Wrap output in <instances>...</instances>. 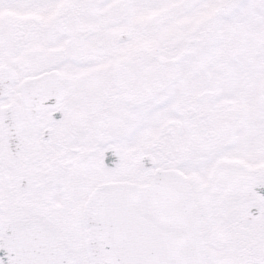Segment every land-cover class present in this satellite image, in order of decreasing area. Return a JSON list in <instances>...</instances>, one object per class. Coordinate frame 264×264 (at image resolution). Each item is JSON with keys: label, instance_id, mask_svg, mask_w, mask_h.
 I'll return each instance as SVG.
<instances>
[{"label": "flooded vegetation", "instance_id": "flooded-vegetation-1", "mask_svg": "<svg viewBox=\"0 0 264 264\" xmlns=\"http://www.w3.org/2000/svg\"><path fill=\"white\" fill-rule=\"evenodd\" d=\"M11 4L14 3L0 2L1 9L4 8L0 13V66H10L16 74L0 79V84L10 81L0 107V236L7 222L19 223L38 218L60 231L67 250L77 257V264H83L79 242L81 207L96 181L118 178L134 181L135 138L131 130L127 128L120 132L119 127L132 124L136 113L138 117H145L150 102L151 77L148 72L135 73L127 62L119 64L117 57H111L110 61L114 64L106 68H90L86 72L72 73L69 77L61 72L62 64H55L49 57L46 63H40V51L37 43L33 42L26 47V57L22 48L21 20L17 16L12 17L6 9ZM29 31L33 36L37 35L35 25ZM83 57L81 59L86 63L88 58ZM54 69L60 73L63 98L57 104L41 107L36 116H31L21 102L23 82ZM153 83L160 84L161 81L154 79ZM256 94L259 97L262 95L260 90H256ZM15 101L20 104V120L28 132V141L19 149V156L14 161L1 112ZM241 101L243 97L233 100L229 112L223 106L215 110L214 116L219 119L209 120L211 129L208 133L215 144L226 142L222 138L227 141L237 138L232 125L242 123L238 120ZM187 112L190 117L196 116L192 107ZM223 112L224 120L221 119ZM56 113L59 115L55 116ZM209 118L207 112L201 117V124ZM181 123L191 126L186 119L180 121L179 135L182 134ZM176 140L182 144L177 137ZM108 146L123 149L120 164L105 166L103 152ZM159 151L164 157V145ZM165 155V160L173 159L169 152ZM234 163L237 164L234 172L219 175L231 184L228 192L233 193V202L228 206H234V216L229 219L225 230L233 229L235 235L230 236L227 249L230 251L233 244L241 246L236 257L229 253L227 264H264V188L259 190L257 185L260 182L257 176L262 175L257 169L247 167L251 166L243 152ZM149 176L148 172L142 177L148 181ZM213 177L211 170L206 178L211 183ZM215 183L218 184V181ZM221 189L218 188L219 191ZM222 213L225 216L223 221H226L227 214L225 211ZM208 215L206 210H202L205 230L209 225L206 221ZM212 216L220 218L217 213Z\"/></svg>", "mask_w": 264, "mask_h": 264}, {"label": "rangeland", "instance_id": "rangeland-1", "mask_svg": "<svg viewBox=\"0 0 264 264\" xmlns=\"http://www.w3.org/2000/svg\"><path fill=\"white\" fill-rule=\"evenodd\" d=\"M226 1L230 0H114L117 13L99 16L97 23H114L119 31L129 23L132 38L123 42L125 53L133 55L130 45L134 40V55L141 56L142 51H138L140 45L150 48L144 67L150 68L152 73L168 74L167 83L172 82L169 78L172 74L188 72L186 70L236 71L252 76L264 74V0H234L232 8L225 10L220 18L216 16V26L223 34L220 40H215L210 46L194 44L183 55L184 42L193 37L196 24L199 22L201 26L204 25L211 19L209 14H213L214 4L219 2L218 5H223ZM102 3L110 4V0H102ZM187 15H193V19L189 21ZM198 17L200 21H196ZM240 29L246 32L236 46L232 48L227 45V41H222L227 38L233 40L234 31L239 37ZM261 88L264 91V81ZM218 206L219 203H214L211 208ZM217 222L221 223V220Z\"/></svg>", "mask_w": 264, "mask_h": 264}, {"label": "water", "instance_id": "water-1", "mask_svg": "<svg viewBox=\"0 0 264 264\" xmlns=\"http://www.w3.org/2000/svg\"><path fill=\"white\" fill-rule=\"evenodd\" d=\"M189 191L181 175L161 172L151 186L125 200L132 214L108 222L97 236L103 264H202L198 215ZM113 229L124 237L121 244L113 241Z\"/></svg>", "mask_w": 264, "mask_h": 264}]
</instances>
